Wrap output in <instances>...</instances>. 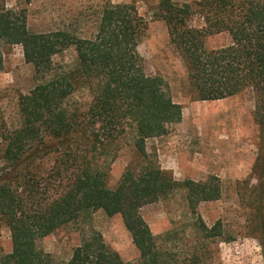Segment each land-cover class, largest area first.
I'll return each mask as SVG.
<instances>
[{
    "label": "trees",
    "instance_id": "16d2710c",
    "mask_svg": "<svg viewBox=\"0 0 264 264\" xmlns=\"http://www.w3.org/2000/svg\"><path fill=\"white\" fill-rule=\"evenodd\" d=\"M197 5L205 20L200 28L190 24L191 4L160 0L157 12L187 65L197 100H223L251 90L256 119L264 125V0H200ZM147 29L132 3L106 4L91 39L66 31L32 33L23 11L0 9V69L1 44L20 45L38 81L19 99L21 125L1 133L5 147L0 157V226H8L13 249L0 256V264H54L38 241L69 223H89L97 211L122 217L140 252V264H163L141 208L179 187L188 191L194 213L200 202L219 198V190L210 183L176 181L146 151L148 139L167 134L183 115L164 79L145 71L137 48ZM221 33L229 35L230 43L208 49L207 38ZM70 47L78 63L58 71L53 58ZM85 88L91 95L88 107L72 111L68 99ZM126 144L134 149L136 160L111 188V167ZM57 149L61 157L52 174L45 180L33 174L30 159L41 150ZM253 174L259 181L256 191L264 199V153L257 157ZM259 204L264 207L262 200ZM194 228L205 238L222 235L220 221L209 226L198 216ZM193 263L201 264L202 258L194 255ZM65 264L124 263L101 233L92 231L83 235Z\"/></svg>",
    "mask_w": 264,
    "mask_h": 264
},
{
    "label": "rangeland",
    "instance_id": "374dc122",
    "mask_svg": "<svg viewBox=\"0 0 264 264\" xmlns=\"http://www.w3.org/2000/svg\"><path fill=\"white\" fill-rule=\"evenodd\" d=\"M160 0H0V9L23 11L32 33L66 31L91 39L106 4H134L148 23L137 50L149 75L161 76L174 101L182 107V121L167 134L146 141V151L158 167L183 183H210L219 190L218 199L200 202L195 213L189 207V193L179 187L158 202L141 208L144 218L163 254V264H264V207L253 174L257 157L264 153V125L256 119V96L246 90L216 101H199L188 79V68L181 53L171 43L164 21L157 16ZM191 4L194 15L190 24L200 28L205 20L197 13L200 0H175ZM230 43L226 33L208 37V49ZM3 67L0 69V157L5 142L2 134L21 125L19 99L37 84L33 65L24 58L20 45L1 44ZM58 71L77 65L74 47L53 58ZM91 101L89 89H79L68 99L72 111H84ZM2 133V134H1ZM60 149L36 153L30 170L44 180L60 161ZM136 160L134 149L126 144L113 163L108 186L115 188L126 168ZM0 160V164H1ZM26 164V163H25ZM43 183V182H42ZM45 184V183H44ZM44 189V188H43ZM261 206V208L258 206ZM199 217L212 226L220 221L222 235L205 238L194 228ZM101 233L109 248L119 253L124 264H140V252L120 215L109 217L95 212L89 223H69L40 239L38 247L49 254L54 264H65L81 244L84 234ZM11 232L0 226V256L12 252ZM206 257V259H205Z\"/></svg>",
    "mask_w": 264,
    "mask_h": 264
}]
</instances>
